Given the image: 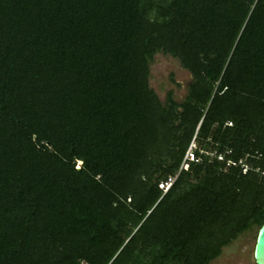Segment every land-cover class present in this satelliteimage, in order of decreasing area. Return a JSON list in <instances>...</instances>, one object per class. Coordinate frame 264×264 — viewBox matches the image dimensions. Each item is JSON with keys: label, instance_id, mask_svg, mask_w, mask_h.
Here are the masks:
<instances>
[{"label": "trees", "instance_id": "trees-1", "mask_svg": "<svg viewBox=\"0 0 264 264\" xmlns=\"http://www.w3.org/2000/svg\"><path fill=\"white\" fill-rule=\"evenodd\" d=\"M263 220L264 0H0V264H208Z\"/></svg>", "mask_w": 264, "mask_h": 264}, {"label": "rangeland", "instance_id": "rangeland-1", "mask_svg": "<svg viewBox=\"0 0 264 264\" xmlns=\"http://www.w3.org/2000/svg\"><path fill=\"white\" fill-rule=\"evenodd\" d=\"M190 74L182 68L178 61L169 55L155 53L149 63L148 84L160 101L165 99L167 91L180 101L186 94ZM182 167H186L182 164ZM255 230L251 229L238 235L229 244L222 247L219 256L208 264H254L251 256Z\"/></svg>", "mask_w": 264, "mask_h": 264}, {"label": "water", "instance_id": "water-1", "mask_svg": "<svg viewBox=\"0 0 264 264\" xmlns=\"http://www.w3.org/2000/svg\"><path fill=\"white\" fill-rule=\"evenodd\" d=\"M251 256L254 264H264V220L256 229Z\"/></svg>", "mask_w": 264, "mask_h": 264}, {"label": "built area", "instance_id": "built-area-1", "mask_svg": "<svg viewBox=\"0 0 264 264\" xmlns=\"http://www.w3.org/2000/svg\"><path fill=\"white\" fill-rule=\"evenodd\" d=\"M188 154H189V153H188ZM182 164H183V163H182ZM185 166H186V164H185ZM242 171H245V167L242 168ZM170 182H171V179L168 180V181H166V182H164V183H159L158 186H159V187H162L163 189H165V188L170 184Z\"/></svg>", "mask_w": 264, "mask_h": 264}]
</instances>
